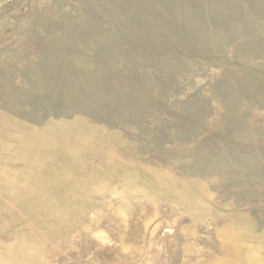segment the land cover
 <instances>
[{"label": "rangeland", "instance_id": "374dc122", "mask_svg": "<svg viewBox=\"0 0 264 264\" xmlns=\"http://www.w3.org/2000/svg\"><path fill=\"white\" fill-rule=\"evenodd\" d=\"M0 264H264V0H0Z\"/></svg>", "mask_w": 264, "mask_h": 264}]
</instances>
